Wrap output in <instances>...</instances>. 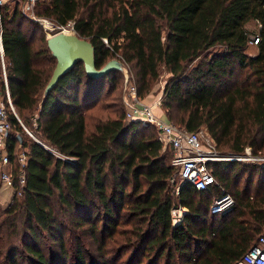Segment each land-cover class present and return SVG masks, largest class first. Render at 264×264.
Here are the masks:
<instances>
[{"label":"trees","instance_id":"1","mask_svg":"<svg viewBox=\"0 0 264 264\" xmlns=\"http://www.w3.org/2000/svg\"><path fill=\"white\" fill-rule=\"evenodd\" d=\"M34 14L73 21L74 35L93 48L94 67L118 59L138 96L166 73L163 117L189 131L202 128L216 153L264 142V0H45L36 1ZM249 22L258 27L250 34ZM249 35L257 38L252 56L245 52ZM47 37L21 12L20 0L0 6L15 115L33 125L39 141L73 157L56 158L24 138L8 114L12 186L0 206V264H116L123 255V264H233L264 228V187L250 198L228 192L232 209L210 214L208 204L237 160L207 162L216 181L207 189L174 184L171 151L156 129L124 118L121 89L113 104L104 102L117 71L89 78L77 63L42 96L55 63ZM18 150L25 154L22 185ZM255 167L264 172V163L249 169ZM177 204L185 211L172 224L169 211ZM124 221L132 226L119 228Z\"/></svg>","mask_w":264,"mask_h":264},{"label":"built area","instance_id":"2","mask_svg":"<svg viewBox=\"0 0 264 264\" xmlns=\"http://www.w3.org/2000/svg\"><path fill=\"white\" fill-rule=\"evenodd\" d=\"M12 0H0V6ZM19 1V0H17ZM37 0H20L21 12L29 19L34 21L49 37L56 33L74 34L73 21L68 20L63 24H57L45 17L34 14V5ZM105 44V39H101ZM257 38L249 36V44L255 45ZM124 107V118L126 120H138L142 123L152 125L156 131L162 148H169L171 156L170 165L176 170V176L180 182L187 181L195 189H207L216 184L213 174L207 169L206 163L218 160H246L249 162L264 161V156L256 151H252L250 146H243L241 152L236 154L221 155L214 151L213 143L202 128L195 131H189L180 127L170 120L153 113L152 105L159 104V96L152 104L143 102L137 97L136 88L123 80L121 87ZM11 113L22 130L31 136L29 131L15 115L13 106L8 96L6 78L4 73V61L0 46V182L12 186L10 176V165L6 152L4 151V137L6 136L10 123L8 114ZM38 142L52 156L65 160H73V157L60 153L55 147L45 144L37 139ZM17 173L16 179L20 185L24 183V163L25 154L18 150L16 152ZM234 205L231 195L220 188L219 193L212 196L208 204L210 214L222 215L229 212ZM185 208L175 205L170 208L169 215L172 224L180 221ZM233 264H264V228L258 234L255 242L236 260Z\"/></svg>","mask_w":264,"mask_h":264},{"label":"rangeland","instance_id":"3","mask_svg":"<svg viewBox=\"0 0 264 264\" xmlns=\"http://www.w3.org/2000/svg\"><path fill=\"white\" fill-rule=\"evenodd\" d=\"M37 1L40 2V1H45V0H37ZM245 27H247L246 30L250 34L252 31L253 32L256 31L257 26L255 23L249 22L245 25ZM166 75H167L166 73L161 72L160 75L158 76V78L153 82V84L151 86V90L147 93V94H150V97L152 99H155L157 97V95L161 92L163 80L165 79ZM124 79H127L128 83H131L135 86V84L133 82L132 73L130 72L128 66L125 64H124V72L123 73H121V72L117 73V78H116V83L114 85V89L111 93L107 94V96L103 99L104 102H111L113 104L114 98L115 97L118 98V95L120 93V89L122 87V83H123ZM137 97L140 100H143L142 99L143 97L138 96V95H137ZM159 97H160V95H159ZM125 110H126V107H124V111ZM25 128L29 131L31 136L28 135L24 130H22V134H23L24 138H29L31 140H34V139L38 140V137L34 135L35 132H34L32 124H31V127L26 125ZM250 148L252 149V147H250ZM256 150L260 153V155L264 156V142ZM256 150L252 149V151H256ZM221 155H228V154H221ZM256 163L262 164V163H264V161H259V162H255V163L249 162L246 160L237 161L233 165V168L227 170L224 173V180H222V184H221L222 188L225 191L229 192L230 194H232V192L234 190H237L239 192L238 196L243 197V198H245V197L250 198L252 195H254V193L261 190L264 187V172L261 171L258 167H255L251 170L249 169V167H252V164L256 165ZM248 172H251V173L247 174ZM174 181H175L174 184L179 183V180L176 177V175H175ZM10 193H11L10 188L7 185H5L4 183H1L0 184V206H3L4 204L7 203L9 196H10ZM218 218L219 219L217 220V222H215V226H217L219 223H221L223 221V217L219 216ZM213 219H214V217H211L210 219L207 218V222L210 223V220L212 222ZM130 226H132L131 221H124L121 223L119 228H129ZM197 226H199V224ZM109 258L112 260V257H109ZM125 258H126V255L121 256L120 259L118 261H116V264H123ZM173 260L175 261V258ZM143 262L144 261L141 260V262L139 264H142ZM159 264H161V263H159Z\"/></svg>","mask_w":264,"mask_h":264},{"label":"water","instance_id":"4","mask_svg":"<svg viewBox=\"0 0 264 264\" xmlns=\"http://www.w3.org/2000/svg\"><path fill=\"white\" fill-rule=\"evenodd\" d=\"M45 45L55 63L43 87L42 96L46 95L56 81L77 63L82 64L83 71L89 78H99L114 71L124 72V64L118 59H110L96 69L93 63L91 44L74 34L56 33L50 35L47 37Z\"/></svg>","mask_w":264,"mask_h":264},{"label":"crops","instance_id":"5","mask_svg":"<svg viewBox=\"0 0 264 264\" xmlns=\"http://www.w3.org/2000/svg\"><path fill=\"white\" fill-rule=\"evenodd\" d=\"M254 23V22H253ZM257 26V25H256ZM258 27H256V29H257ZM247 29V27H245V30ZM253 32V31H252ZM250 36V35H249ZM254 47V45H248L247 46V49H246V54L248 55V56H252V55H254L255 54V52H256V50H255V47ZM253 48V49H252ZM161 93V92H160ZM160 93L157 95V97L160 95ZM156 97V98H157ZM156 98L155 99H152L151 97H150V94H147L146 96H144L142 99V101L143 102H146V103H148V104H152L155 100H156ZM152 111H153V113L154 114H156V115H158V116H162L163 117V112H162V110H161V108H160V106H159V104L158 105H154V103H153V105H152Z\"/></svg>","mask_w":264,"mask_h":264}]
</instances>
